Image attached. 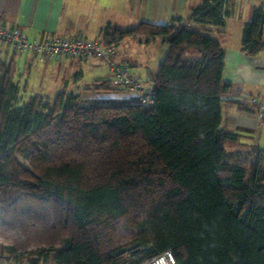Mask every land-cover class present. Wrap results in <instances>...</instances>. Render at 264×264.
<instances>
[{"label":"trees","instance_id":"obj_1","mask_svg":"<svg viewBox=\"0 0 264 264\" xmlns=\"http://www.w3.org/2000/svg\"><path fill=\"white\" fill-rule=\"evenodd\" d=\"M224 3L202 0L188 20L221 29ZM250 17L241 42L254 56L264 48L262 8ZM181 22L101 31L106 46H168L148 108L82 105L66 90L51 104L19 103L17 69L0 62V242L15 259L142 264L171 251L175 264H264L263 157L248 169L227 163L223 142L239 136L220 130L223 48Z\"/></svg>","mask_w":264,"mask_h":264},{"label":"crops","instance_id":"obj_2","mask_svg":"<svg viewBox=\"0 0 264 264\" xmlns=\"http://www.w3.org/2000/svg\"><path fill=\"white\" fill-rule=\"evenodd\" d=\"M201 1L0 0V24L20 29L29 40L62 37L101 41V31L109 25L132 29L139 23L168 25L173 18H180V25L197 28L221 44L225 56L222 79L230 86L221 98L220 126L227 120L226 128L222 130L247 137L254 142L258 155L263 157L264 113L262 117L258 115V108L251 103V98H264V48L257 55H248L242 49L241 38L242 28L250 20L252 11L260 7L264 12V0H225L224 6L230 15L225 18L221 29L188 20ZM128 40L115 47L116 53L110 60L86 61L62 55L42 57L37 53L16 52L0 44V62L13 61L17 69L14 79L19 91L18 101L22 103L40 96L51 104L63 90L76 95V101L85 105L113 100L124 104L136 103L135 95L119 86L109 73L111 62L127 71H135L138 67L139 84L143 88L144 84L151 85L150 90L153 91L151 80L168 46L161 39L150 40L147 44L140 43L138 39H132L133 42ZM151 45H160V53L152 54ZM104 81L109 82L112 90L96 91ZM10 261L0 257V264H10Z\"/></svg>","mask_w":264,"mask_h":264},{"label":"built area","instance_id":"obj_3","mask_svg":"<svg viewBox=\"0 0 264 264\" xmlns=\"http://www.w3.org/2000/svg\"><path fill=\"white\" fill-rule=\"evenodd\" d=\"M0 44L6 45L10 50L16 52L37 53L42 57L64 56L69 59L94 60L104 59L110 60L116 53L115 46L104 45L100 40L64 39L62 37H49L46 40H29L25 33L20 29L0 24ZM109 73L114 77L116 83L123 89L129 90L135 95L137 103L145 108L150 107L153 100V91H149L139 84L138 77L127 71L121 65L111 62ZM251 103L258 108V115L262 117L264 113V98L259 100L251 98ZM176 260L171 251H166L151 257L142 264H175Z\"/></svg>","mask_w":264,"mask_h":264},{"label":"rangeland","instance_id":"obj_4","mask_svg":"<svg viewBox=\"0 0 264 264\" xmlns=\"http://www.w3.org/2000/svg\"><path fill=\"white\" fill-rule=\"evenodd\" d=\"M156 40L160 41V38L156 39ZM128 41L133 42L132 39H129ZM150 47H152V49L150 50L152 54H156L158 52L160 53L161 48H162L160 45H157V46L151 45ZM193 55H194V57H199L198 54L197 55L193 54ZM116 61H118V59H116ZM129 71H132L133 73L130 72L132 74L136 73V74H134L136 77L140 76L139 73L137 72L138 67L135 69V71L131 70V69H129ZM144 86H145V88H147V90L152 89L151 85L144 84ZM19 103H20V101H19ZM95 103L96 104L103 103V104H107V105H113V104H117V103L118 104H124L120 101H114V100L113 101L94 102V104ZM88 104H86V105H88ZM90 104H92V103H90ZM82 105H85V104H82ZM227 123H228L227 120L224 121V124L222 126H220V130L226 128ZM223 148L225 149L226 152L231 153V156L228 158L227 163H229L230 165L236 166V167H244V168L248 169L250 167V165L253 164V162L258 161V159H259V157H258L259 153L256 150V146H255L254 142L251 141L250 139H248L247 137H244V136H240L239 139L235 140V141H232V140L224 141L223 142ZM237 154H240V155H237ZM262 156L264 158V155H262ZM263 161H264V159H263ZM217 177L219 179H227V178H229V173H226V172L218 173ZM37 227H38L37 233H39L41 230H43L41 227V223H39ZM2 233H5V232H2ZM13 240H12L11 236H8L7 240H5V244H7V245L12 244V243H14ZM3 245L0 242V257L1 258L5 259L7 261L11 260L10 264H27L28 263L27 262L28 258H24V260H22V262L15 259L11 253H8L5 249H3V247H4ZM52 258L53 257L51 255V257L49 258V260L47 261L46 264H52L53 263Z\"/></svg>","mask_w":264,"mask_h":264}]
</instances>
